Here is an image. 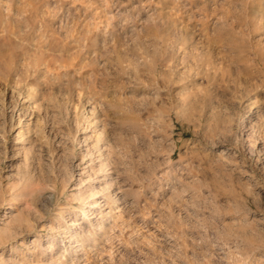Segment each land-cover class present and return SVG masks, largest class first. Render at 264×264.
Segmentation results:
<instances>
[{
    "label": "rangeland",
    "instance_id": "obj_1",
    "mask_svg": "<svg viewBox=\"0 0 264 264\" xmlns=\"http://www.w3.org/2000/svg\"><path fill=\"white\" fill-rule=\"evenodd\" d=\"M0 232V264H264V0H0Z\"/></svg>",
    "mask_w": 264,
    "mask_h": 264
},
{
    "label": "bare ground",
    "instance_id": "obj_2",
    "mask_svg": "<svg viewBox=\"0 0 264 264\" xmlns=\"http://www.w3.org/2000/svg\"><path fill=\"white\" fill-rule=\"evenodd\" d=\"M256 5V4H255ZM251 6V5H250ZM252 10V9H251ZM258 13V12H257ZM185 37V36H184ZM189 41V40H188ZM180 43V42H179ZM209 58V57H208ZM90 200H93L91 199V197H89ZM87 198V199H89ZM102 206H101V203H100V200H94V201H91V202H88L87 205L82 209L81 208V218H89L90 217V214H92V212L95 210V209H100ZM73 210H75V207L73 208ZM5 215V214H4ZM23 218V217H22ZM74 222V221H73ZM75 224V223H74ZM8 225V228L5 227L4 229H2L3 231L2 232H7L6 230L9 229V224ZM5 225V226H7ZM1 234V232H0ZM13 234V233H12ZM12 234L8 233V235L6 237L4 236H1V237H4L3 241L8 239ZM16 234V232H15ZM67 236V235H66ZM1 239V240H2ZM74 242L76 241L75 239L73 240ZM72 246V245H71Z\"/></svg>",
    "mask_w": 264,
    "mask_h": 264
}]
</instances>
